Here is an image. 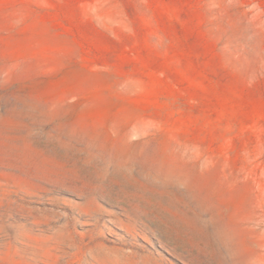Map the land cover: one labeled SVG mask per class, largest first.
I'll use <instances>...</instances> for the list:
<instances>
[{"label":"rangeland","instance_id":"1","mask_svg":"<svg viewBox=\"0 0 264 264\" xmlns=\"http://www.w3.org/2000/svg\"><path fill=\"white\" fill-rule=\"evenodd\" d=\"M0 264H264V0H0Z\"/></svg>","mask_w":264,"mask_h":264}]
</instances>
